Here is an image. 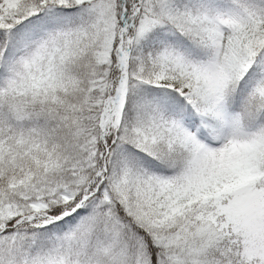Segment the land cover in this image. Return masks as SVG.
I'll use <instances>...</instances> for the list:
<instances>
[{"label":"snow or ice","instance_id":"snow-or-ice-1","mask_svg":"<svg viewBox=\"0 0 264 264\" xmlns=\"http://www.w3.org/2000/svg\"><path fill=\"white\" fill-rule=\"evenodd\" d=\"M0 264H264V0H0Z\"/></svg>","mask_w":264,"mask_h":264}]
</instances>
